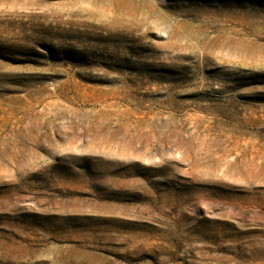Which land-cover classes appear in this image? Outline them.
<instances>
[{
	"label": "rangeland",
	"instance_id": "374dc122",
	"mask_svg": "<svg viewBox=\"0 0 264 264\" xmlns=\"http://www.w3.org/2000/svg\"><path fill=\"white\" fill-rule=\"evenodd\" d=\"M0 264H264V0H0Z\"/></svg>",
	"mask_w": 264,
	"mask_h": 264
}]
</instances>
